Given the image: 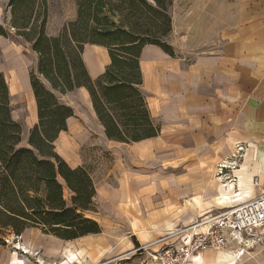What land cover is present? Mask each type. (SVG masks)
<instances>
[{
	"label": "crops",
	"instance_id": "0c3cea01",
	"mask_svg": "<svg viewBox=\"0 0 264 264\" xmlns=\"http://www.w3.org/2000/svg\"><path fill=\"white\" fill-rule=\"evenodd\" d=\"M170 14L172 53L145 44L139 55L141 88L158 131L126 143L107 139L102 129L113 158L106 174L92 178L101 210L92 217L101 230L75 239L46 234L61 248L73 241L86 255L94 251L93 241L109 238L111 249H99L111 255L109 262L138 264L131 256L145 254V264H157L150 260L157 246L142 245L264 191V0H173ZM6 38L0 35V43ZM81 57L92 79L110 62L107 48L97 44H84ZM12 78L9 90L15 96L26 90L37 120L29 72ZM72 117L56 149L62 135L77 139ZM238 143L244 145L242 158L220 175L218 164L232 158ZM61 157L82 165L79 157ZM111 215L120 217L113 221L117 227ZM38 240L37 234L29 239L32 250ZM238 250L219 252L233 256ZM259 260L264 264V257Z\"/></svg>",
	"mask_w": 264,
	"mask_h": 264
},
{
	"label": "trees",
	"instance_id": "16d2710c",
	"mask_svg": "<svg viewBox=\"0 0 264 264\" xmlns=\"http://www.w3.org/2000/svg\"><path fill=\"white\" fill-rule=\"evenodd\" d=\"M152 1L155 5L147 0H75V18L52 36L45 33V0L7 2L8 29H14L13 35L37 56L35 68L29 70L37 121L22 145L21 124L11 115L8 84L0 72L1 243L4 236H18L28 228L61 239L100 232L92 217L96 209L90 171L83 165H69L55 148L59 133L74 115L60 97L84 87L109 140L129 143L156 135L158 127L150 118L141 88L139 55L145 44L172 50L152 39L143 24L138 25L145 20L142 6L145 18H163L169 29L170 1ZM0 35L11 37L1 24ZM87 43L106 47L110 58L95 79L88 75L81 57Z\"/></svg>",
	"mask_w": 264,
	"mask_h": 264
},
{
	"label": "rangeland",
	"instance_id": "374dc122",
	"mask_svg": "<svg viewBox=\"0 0 264 264\" xmlns=\"http://www.w3.org/2000/svg\"><path fill=\"white\" fill-rule=\"evenodd\" d=\"M8 1L9 0H0V12H3L1 25L11 36L0 43V71L3 73L9 87V84L12 86L13 74L15 76L16 74L20 75L21 72H25L27 75L31 68H35L37 56L30 50L29 45L24 43L20 37L13 35L15 32L14 29H8L9 20L11 18L9 7H6ZM38 1L41 2V0ZM147 1L155 5L152 0ZM169 1L170 4L167 6V13L170 17L169 29L167 26L168 23L163 18H158L157 16L155 18H145L147 12L142 6H140V10L144 12L145 20H142L140 23L141 25L138 23L139 26L144 25L145 29H148V33L154 35H152V39H158L161 43H165L168 46V36L171 31L170 12L173 0ZM39 5L40 3L35 6V10H39ZM45 6V33L50 36L57 35L65 24L74 19L76 10L75 0H45ZM22 8L23 6L21 5L20 9ZM124 13L125 12L120 15V19H122ZM164 30L166 32L163 34ZM86 45H89V43ZM9 93L11 115L21 124V144L26 145L29 130L37 121L36 114L33 115V113L30 112L29 96L26 90H23V92L18 93L16 96L12 94L10 90ZM60 100L73 108L74 117L69 121L70 124H74L76 128L78 127L79 132L76 134L77 139L73 137L72 133H70L72 136L71 138H69L67 134L62 135L56 151L58 150L64 157H73L74 159H78V157L81 158L82 165L90 171L94 179L96 176L93 173H96L98 177L102 174H106L113 155L107 147V143L102 138L103 128L95 117L88 92L83 88L74 89L61 96ZM69 149H72V151ZM65 195H67L66 191ZM93 202L96 212L100 213L101 210L98 208L94 199ZM119 218L114 215H111V218L109 216L112 222H117ZM116 222H113L114 227L119 225ZM262 229H264V227L261 228L260 231ZM34 234H37L39 237V245H37L35 250H32L29 246V239ZM3 241L2 243L0 242V264H115L108 261L111 257L110 254L103 255L104 252L100 251L105 249L109 251L111 249V240H109V238L102 239L101 242H99V240L93 241L94 245L92 249L94 251L86 255L81 254L76 242L64 243V247L61 248V242L56 238L42 234L39 229L35 228H28L21 236L17 237L14 236L13 233H10L3 237ZM100 247H102V249H100ZM238 249H240L238 252L245 251L241 260L237 259L230 262L225 257V254H231L209 250L204 257L200 254L197 260L191 261L188 264H261L262 261H260L259 258L264 257L262 255L264 254V233L259 232V238L251 239L250 242L249 240L246 241L245 247L236 244L235 247L227 248V250L232 252ZM63 254H65V256H63ZM145 258V254L131 256V260L134 262L138 261V264H145V261H143ZM129 261L130 260H123L121 264L129 263Z\"/></svg>",
	"mask_w": 264,
	"mask_h": 264
},
{
	"label": "built area",
	"instance_id": "2783aa9c",
	"mask_svg": "<svg viewBox=\"0 0 264 264\" xmlns=\"http://www.w3.org/2000/svg\"><path fill=\"white\" fill-rule=\"evenodd\" d=\"M244 145H235L230 160L218 164L220 175L233 169L242 158ZM94 189L97 184H93ZM264 227V191L255 197L215 213H208L194 223L177 227L140 248L157 246L150 260L157 264H185L190 256L208 249L221 250L232 245L246 246V240L259 238Z\"/></svg>",
	"mask_w": 264,
	"mask_h": 264
},
{
	"label": "bare ground",
	"instance_id": "6f19581e",
	"mask_svg": "<svg viewBox=\"0 0 264 264\" xmlns=\"http://www.w3.org/2000/svg\"><path fill=\"white\" fill-rule=\"evenodd\" d=\"M167 233V232H166ZM249 240V242H250V240H251V238H249V239H247L246 241H248ZM250 247V246H249ZM228 248V247H227ZM227 248H225V249H227ZM221 250H224V249H221ZM218 251H220V250H218ZM239 251V250H238ZM228 253H229V251H228ZM243 251L242 252H236V254H234L233 256H231V255H225V257L228 259V261H233V260H236L238 257H240V255H243ZM200 255V254H199ZM199 255H197V256H190L188 259H187V261H186V263L185 264H188L189 262H191V261H195V260H197V258L199 257ZM239 255V256H238Z\"/></svg>",
	"mask_w": 264,
	"mask_h": 264
}]
</instances>
